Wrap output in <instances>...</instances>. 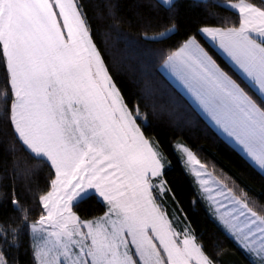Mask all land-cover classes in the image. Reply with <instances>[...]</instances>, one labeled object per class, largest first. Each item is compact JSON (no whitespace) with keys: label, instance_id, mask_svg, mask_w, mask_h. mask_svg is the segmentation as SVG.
<instances>
[{"label":"snow or ice","instance_id":"obj_1","mask_svg":"<svg viewBox=\"0 0 264 264\" xmlns=\"http://www.w3.org/2000/svg\"><path fill=\"white\" fill-rule=\"evenodd\" d=\"M221 6L238 10V20L213 23ZM103 7L114 27L124 22L117 0ZM135 7L143 40L184 37L166 53L157 50L160 67L264 170V0H143ZM89 8L88 0H0V203L19 213L0 219V264H21L27 230L24 264H264V203L204 179L212 175L206 165L176 142L181 166L199 185L193 205L207 200L240 252L209 253L186 214L181 224L165 178L171 160L153 134L160 113L183 119L177 102L158 109L129 101ZM195 13L202 14L195 27L181 32L182 15ZM143 87L152 95L150 80ZM17 178L41 205L38 217L21 203ZM39 178L44 188L33 192ZM93 198L102 213L82 218L75 209Z\"/></svg>","mask_w":264,"mask_h":264},{"label":"trees","instance_id":"obj_2","mask_svg":"<svg viewBox=\"0 0 264 264\" xmlns=\"http://www.w3.org/2000/svg\"><path fill=\"white\" fill-rule=\"evenodd\" d=\"M237 1L239 0H231V2ZM117 2L121 5L120 15L124 18V22L114 27V21L109 17L107 9L103 7L105 0H88L96 39L107 41L109 49L114 52L120 73L119 83L126 97L132 103H139L142 108L145 104H155L158 109L164 106L171 107L172 101H176V107L180 116L183 117V119L174 121L166 112H162L154 121L153 129V134L162 141L171 160V167L166 169L165 178L175 193L176 200L179 202L178 207L183 210L182 213L178 212V216L184 218L186 214L187 221L191 222V226L209 253L231 250L239 254L238 245L209 213L207 205L204 202H197L193 205L192 201L199 195V191L192 175L186 174L181 166L180 158L173 150V144L184 143L219 180H222L238 195L241 190L248 192L257 204L264 203V173L258 171L229 145L163 75L159 59L161 53L157 50L166 53L176 47L184 37L174 35L160 43L143 40L140 36L141 26L135 18L137 12L135 5L142 3L143 0H117ZM215 3L224 5L226 0H215ZM213 11L217 16V20L213 23L238 20L239 13L231 8L221 6L215 7ZM200 15L202 14L195 13L190 19L182 15L181 19L185 23L181 25V32L188 27H195V21ZM205 47L222 66H226L223 57L217 51L209 48L207 44ZM2 75L3 70L0 69V78ZM145 79L150 80L153 85V93L150 96L144 93ZM2 89L3 81L0 79V95L3 94ZM4 183L7 184L10 181H4ZM25 184V181L17 178L16 191L21 203H28L32 217L36 218L42 213V207L34 198H30ZM37 184L40 189L44 188L43 179L39 178L31 184L33 192L36 191ZM75 210L82 218H91L101 214L103 207L93 198ZM18 216L19 213L10 203L6 201L0 203V219ZM23 241L21 264L27 260L25 250L30 241V230L25 232Z\"/></svg>","mask_w":264,"mask_h":264},{"label":"crops","instance_id":"obj_3","mask_svg":"<svg viewBox=\"0 0 264 264\" xmlns=\"http://www.w3.org/2000/svg\"><path fill=\"white\" fill-rule=\"evenodd\" d=\"M237 2H231V3H238ZM235 10V9H233ZM238 12V10H235ZM218 52V51H217ZM220 54V53H219ZM222 56V54H220ZM161 71L163 73V75L188 99V101L192 104V106L198 111V113L204 118V120L229 144L231 145L233 148H235L250 164H252L258 171H260L261 173H264V170H261L260 167L258 165H256L245 153L243 147L241 145H239L238 143L235 142V140L233 138L228 137L221 129H219L210 119L209 117L203 113L198 106L196 105L195 101L193 100V98L191 97V95L187 92V90L184 88V86L181 84V82L177 79V77L172 74L171 72H169L168 70H165L163 68H161ZM208 173H211L208 169H207ZM211 176H204V179H207L209 181H211L213 179V177H215L216 179H218L213 173H211ZM195 183H196V178L194 176H192ZM197 188L199 190V185L196 183ZM208 187L210 189H212L213 191L211 193H209L210 195H215V188L216 185L213 183H209ZM222 199V198H219ZM206 205L208 204V201L205 200L203 201ZM225 203H227L225 201ZM229 208L231 207L230 205L228 206ZM224 209H221V211H223ZM211 215L213 216V218L215 219V213H211ZM243 219V217H241V220ZM216 220V219H215ZM181 224H183L184 218H180ZM217 221V220H216ZM218 222V221H217ZM219 224V223H218ZM220 225V224H219ZM221 226V225H220ZM222 227V226H221ZM223 228V227H222Z\"/></svg>","mask_w":264,"mask_h":264},{"label":"rangeland","instance_id":"obj_4","mask_svg":"<svg viewBox=\"0 0 264 264\" xmlns=\"http://www.w3.org/2000/svg\"><path fill=\"white\" fill-rule=\"evenodd\" d=\"M196 155V154H195ZM197 156V155H196ZM198 158V157H197ZM199 159V158H198ZM200 160V159H199ZM207 168V167H206ZM208 169V168H207ZM209 170V169H208ZM210 171V170H209ZM211 172V171H210ZM212 173V172H211Z\"/></svg>","mask_w":264,"mask_h":264}]
</instances>
